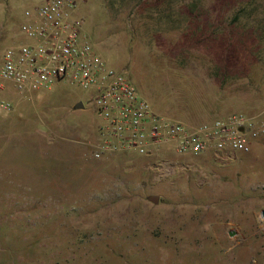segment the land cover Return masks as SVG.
Masks as SVG:
<instances>
[{
  "label": "rangeland",
  "instance_id": "1",
  "mask_svg": "<svg viewBox=\"0 0 264 264\" xmlns=\"http://www.w3.org/2000/svg\"><path fill=\"white\" fill-rule=\"evenodd\" d=\"M46 1L0 0V72L27 41L25 11ZM78 5L98 54L158 113L201 123L264 109V0ZM90 96L67 81L20 92L0 74L13 106L0 108V264H264V135L228 162L168 148L98 159Z\"/></svg>",
  "mask_w": 264,
  "mask_h": 264
},
{
  "label": "built area",
  "instance_id": "2",
  "mask_svg": "<svg viewBox=\"0 0 264 264\" xmlns=\"http://www.w3.org/2000/svg\"><path fill=\"white\" fill-rule=\"evenodd\" d=\"M79 0H48L25 11L21 33L26 42L4 54L1 77L20 92L49 89L70 82L90 90L95 112L104 123L93 156L116 152L160 155L163 148L179 155L212 154L219 162L250 153L264 135V109L256 114L219 116L187 123L158 113L134 87L126 70H116L98 54L78 16ZM0 108L11 110L8 102Z\"/></svg>",
  "mask_w": 264,
  "mask_h": 264
},
{
  "label": "water",
  "instance_id": "3",
  "mask_svg": "<svg viewBox=\"0 0 264 264\" xmlns=\"http://www.w3.org/2000/svg\"><path fill=\"white\" fill-rule=\"evenodd\" d=\"M75 109H84V104L83 102H79L76 106ZM149 201H151L154 204H159L160 202V197L159 196H150L148 198ZM263 216H264V212H263ZM230 236H233L232 233H230Z\"/></svg>",
  "mask_w": 264,
  "mask_h": 264
}]
</instances>
